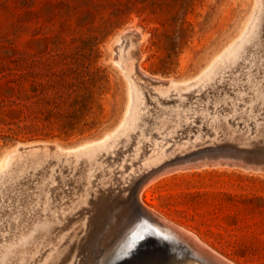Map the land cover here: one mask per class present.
<instances>
[{"label": "rangeland", "instance_id": "rangeland-1", "mask_svg": "<svg viewBox=\"0 0 264 264\" xmlns=\"http://www.w3.org/2000/svg\"><path fill=\"white\" fill-rule=\"evenodd\" d=\"M259 1L0 0V161L20 143H51L62 149L93 144L92 148L68 160L52 157L50 150L40 162H27L21 166L13 159L15 167L11 165L13 168L10 172L0 179V264H63L65 261L67 263L64 264H223L206 255L200 257L180 239L173 241L176 246L183 248L179 253L176 249L162 250L156 243L141 245L140 242L146 240L147 235L131 248V254L117 262H99L104 247L96 239L93 241V237L96 238L98 231L107 227L109 221L113 222V232L124 230L125 223H130L137 211L133 199H130L131 189L128 186H133L141 177L140 174L147 172L150 160L159 162L155 155L159 150L164 154V149L169 150L173 146L178 147L176 154H232L244 159L243 167L239 163L215 159L211 164H204L206 166L170 171L148 184L140 194L141 199L172 221L192 230L209 244L212 251L227 259L225 261L228 264H264V74L261 75L264 73V0L261 3ZM130 29L140 33L137 48L141 51L138 60L141 68L151 75L172 79L174 85L163 91L151 84L150 87L141 85L136 95L131 73L126 67ZM230 59L236 60L234 66H228L230 70L225 67L224 71L211 74L213 77L205 76L210 66L218 62L222 65ZM248 75L257 76L260 79L257 80L261 81L258 84L260 86L248 87L245 84ZM241 79L245 82H240ZM138 93L141 94L138 96ZM127 120L130 122L127 123ZM39 154L42 155L41 150ZM131 156H136L135 161ZM89 158L93 165L87 162ZM145 158H149L148 163ZM125 161L130 164L128 167ZM152 161L150 164L155 162ZM122 162L126 164L125 168ZM135 162H138V170L133 171ZM141 164H144L143 172L139 169ZM88 166L94 172H83ZM99 168H103L105 173ZM105 168L114 172L121 168L117 172H122L121 177L126 172L122 169H127L129 179L127 175L126 181L125 176V183H134L125 187L124 180L122 184L118 182L120 179L116 181L121 178L120 174H112L111 170L108 173ZM73 173L77 175L74 174L72 179ZM83 173L88 176L86 184L87 179L81 178ZM107 173L109 177H105L104 181L102 177ZM65 176L76 187L69 182L66 185ZM100 180L108 185L115 184V187L102 182L103 192L98 187ZM84 184H88L89 191L93 188L90 192L99 196V202L104 199L103 205L96 202L98 197L93 198L95 203L90 200L95 194H89ZM104 185L110 187L113 193L116 192L115 198ZM98 188L103 194L98 192L97 195ZM79 189L83 195L79 194ZM108 189L112 199L108 196V199L105 198ZM124 189L129 191V198L128 195L122 197L120 194L125 193ZM117 193L120 200L116 199ZM102 195L104 197L101 198ZM73 196H77V199H72ZM87 198L89 203H86ZM76 200L83 206L82 209H79ZM124 201L129 209L123 205ZM96 203L99 205L97 209ZM108 203L112 207L108 209L110 212L107 211L109 216H106L107 212L101 208H109ZM67 205L73 207L70 209L65 207ZM118 207L126 209L122 213L120 209L118 213L114 212ZM100 209L105 212H99ZM84 211L85 215L90 212L93 214L90 217L92 220L104 213L102 216H105L106 222L101 215L97 217L103 224L94 219L100 230L88 218L90 214L83 215ZM100 216L102 219H98ZM114 216L121 218H117L121 224H117L118 220ZM67 217L73 222L69 220L70 224L68 221L70 227L65 223L68 219L64 218ZM76 219L82 224L85 222L84 226L79 221L74 223ZM89 227L97 229L92 232ZM76 228L83 233L75 231L74 235L73 232L71 234ZM65 229L69 232L64 233ZM49 230L53 233H48ZM113 232L109 235H113ZM67 233L68 237L71 234L76 239L72 238L71 241L69 237L68 240L63 236H67ZM91 233L96 234L92 237ZM77 238L82 239L81 242L77 243ZM64 239L68 240L67 245ZM69 241L75 242L70 244ZM167 241L163 240L168 245L170 241Z\"/></svg>", "mask_w": 264, "mask_h": 264}, {"label": "bare ground", "instance_id": "bare-ground-1", "mask_svg": "<svg viewBox=\"0 0 264 264\" xmlns=\"http://www.w3.org/2000/svg\"><path fill=\"white\" fill-rule=\"evenodd\" d=\"M261 1V0H260ZM259 1V2H260ZM261 3V2H260ZM263 10V9H262ZM263 17V16H262ZM254 22V21H253ZM257 23V22H256ZM252 26V25H251ZM246 27V26H245ZM254 27V26H253ZM135 28V27H134ZM248 28H250V27H248ZM252 29V28H251ZM251 29H250V31H251ZM249 30V29H248ZM254 31V30H253ZM127 32V31H126ZM129 33H128V35H129V39H130V41L128 40V51H129V54H128V56H127V63H126V67H127V71L128 72H130L131 73V75H130V77L132 76V78H131V80L134 82V88H135V90H136V95H137V90H138V88L139 87H141V85H145L146 86V84H147V86H149V84H151V85H153V87H157V89L159 88L161 91H163V90H165L166 88H168L169 86H172V85H174L173 84V80L172 79H170V78H164V77H160V76H155V75H151V74H149L147 71H145L144 69H142L141 67L142 66H140V64L138 63V60L140 61V59H139V57H140V55H139V52H141V51H139L138 50V45H137V43H139L138 42V40L140 39L139 37H138V34H140V33H138L137 31H136V29H130L129 31H128ZM140 32V31H139ZM127 35V34H126ZM127 35V36H128ZM254 35V34H253ZM247 37V36H246ZM127 38V37H126ZM125 38V39H126ZM250 42V41H249ZM245 43V42H244ZM122 44V43H121ZM238 44H239V42H238ZM243 44V43H242ZM118 47V46H117ZM119 48V47H118ZM251 48V47H250ZM116 49V48H115ZM126 49V48H125ZM227 49V48H226ZM121 50V49H120ZM233 50V49H232ZM121 52V51H120ZM239 52V51H238ZM237 52V53H238ZM120 55V54H119ZM233 55H234V53H233ZM232 55V56H233ZM226 56V55H225ZM119 57V56H118ZM142 57V56H141ZM217 57V56H216ZM235 57V56H234ZM239 57V56H238ZM243 58V57H242ZM115 59V58H114ZM257 59V58H256ZM119 60V59H118ZM216 60V59H215ZM249 60V59H248ZM261 59H259V61H260ZM222 61V60H221ZM247 61V60H246ZM252 60L250 59V61L249 62H251ZM258 61V62H259ZM255 61H253L252 63H254ZM257 62V61H256ZM261 62V61H260ZM259 62V63H260ZM213 63V62H212ZM236 63V60L235 59H230L229 61H226L224 64H220V62H218V63H215V65H212V66H210L208 69H207V71L205 72V76H212L211 74H215V73H217V72H220L221 70H223L224 71V68L225 67H227V69H229L228 68V66H232L233 64H235ZM249 64V63H248ZM251 64V63H250ZM258 64V63H257ZM236 65H239V64H236ZM242 64H240V66H241ZM259 65H261V64H259ZM234 66V65H233ZM242 66H245V65H242ZM247 66V65H246ZM245 66V67H246ZM249 66V65H248ZM252 66H254V64L253 65H251V67ZM208 67V66H207ZM237 67V66H236ZM244 67V68H245ZM256 67V66H255ZM259 67V66H258ZM233 68V67H232ZM244 68H241V69H244ZM257 68V67H256ZM260 68V67H259ZM121 69V68H120ZM255 69V68H254ZM261 69V68H260ZM230 70V69H229ZM231 70H233V69H231ZM239 69H237L236 71H238ZM257 70V69H256ZM264 70V69H263ZM249 71V70H248ZM262 71V70H261ZM126 72V71H125ZM204 72V71H203ZM233 72H235V71H233ZM246 72H247V70L245 69V74H246ZM252 72V71H251ZM202 73V72H201ZM227 73H229V72H227ZM248 73V72H247ZM253 73V72H252ZM257 73H258V71H257ZM126 74H128L127 72H126ZM230 74H231V72H230ZM235 74H237V73H235ZM244 74V75H245ZM264 73L262 72V74L261 75H263ZM129 75V74H128ZM157 75V74H156ZM229 75V74H228ZM247 75V74H246ZM252 75V74H251ZM230 76V78H231V75H229ZM235 76H237V75H235ZM213 77V76H212ZM243 77V76H242ZM257 76H250V75H248L247 76V78H246V80L245 81H247V83H245L246 85H249L248 87H252V86H256V85H258V84H260V82L261 81H258V80H260V79H258V78H256ZM264 77V75L262 76V78ZM238 79H239V77H237ZM236 78V79H237ZM244 78V77H243ZM129 79V78H128ZM233 79V78H232ZM235 79V78H234ZM235 79V80H236ZM238 79L236 80L237 82H238ZM245 79V78H244ZM258 79V80H257ZM131 81V82H132ZM191 81V80H190ZM204 81V80H203ZM241 81H244V80H240V82ZM244 81V82H245ZM264 81V80H263ZM262 81V82H263ZM130 82V83H131ZM234 82V81H233ZM184 83H186V82H184ZM184 83H183V85H184ZM193 83V82H192ZM196 83V82H195ZM242 84V83H241ZM132 85V84H131ZM258 86H260V85H258ZM130 87V86H129ZM150 87V86H149ZM235 87V86H234ZM176 88H177V86H176ZM187 88V87H186ZM185 88V89H186ZM202 88V87H201ZM258 88V87H257ZM256 88V89H257ZM178 89V88H177ZM141 90V89H140ZM169 90V89H168ZM184 90V89H183ZM237 90V89H236ZM260 90H261V87H260ZM129 91V90H128ZM139 91V90H138ZM159 90H157V92H158ZM256 91V90H255ZM142 92V91H141ZM165 92V91H164ZM220 92V91H219ZM259 92V91H258ZM135 93V92H134ZM155 93H156V91H155ZM257 93V92H256ZM141 94V93H140ZM139 93H138V96L140 95ZM163 95V93H160V95ZM191 94V93H190ZM219 94V93H218ZM157 95V94H156ZM254 95V94H253ZM178 96V95H177ZM185 97V96H184ZM133 98H135V96H133ZM141 98V97H140ZM136 99V98H135ZM138 99V98H137ZM142 99V98H141ZM140 99V100H141ZM164 99V98H163ZM165 100V99H164ZM208 100V99H207ZM135 101V100H134ZM186 101V100H185ZM161 102H162V99H161ZM138 103H140L139 101H138ZM167 103V102H166ZM131 104V103H130ZM134 104V103H133ZM148 104V103H147ZM129 105V104H128ZM132 105V104H131ZM130 105V106H131ZM135 105V104H134ZM133 105V106H134ZM149 105V104H148ZM205 105V104H204ZM136 107V106H135ZM205 107V106H204ZM137 108V107H136ZM200 108V107H199ZM131 109V108H130ZM151 109V108H150ZM194 109V108H193ZM201 109V108H200ZM126 110H128V109H126ZM133 110H134V108H133ZM135 110H137V111H139V109H135ZM191 111V110H190ZM134 113V112H133ZM188 113V112H187ZM203 113V112H202ZM126 114V113H125ZM131 114V113H130ZM129 114V115H130ZM135 115H136V111H135V113H134ZM229 115V114H228ZM128 116V115H127ZM161 116V115H160ZM208 116V115H207ZM230 116V115H229ZM134 117V116H133ZM136 117V116H135ZM130 118V117H129ZM132 118V117H131ZM227 118V117H226ZM126 119H128V118H126ZM130 120H132V119H130ZM135 120H136V118H135ZM174 120V119H173ZM123 121V120H122ZM125 121V120H124ZM128 121L129 120H127L126 122L128 123ZM137 121V120H136ZM213 121V120H212ZM126 122H125V124H126ZM130 122V121H129ZM228 122V121H227ZM132 123V122H131ZM154 123V122H153ZM209 123V122H208ZM123 124V123H122ZM130 124V123H129ZM168 124V123H167ZM128 125V124H127ZM131 125V124H130ZM130 125H128V126H130ZM187 125H189V124H187ZM132 126V125H131ZM137 126V125H136ZM141 126V125H140ZM175 126V125H174ZM123 127V126H122ZM121 127V128H122ZM130 128V127H129ZM128 129V128H127ZM135 129V128H134ZM123 131V130H122ZM125 131V130H124ZM123 131V132H124ZM145 131V130H144ZM157 131V130H156ZM166 132V131H165ZM139 133V132H138ZM183 133V132H182ZM188 133V132H187ZM118 134V133H117ZM116 134V135H117ZM129 135V134H128ZM174 135V134H173ZM184 135V134H183ZM172 137V136H171ZM136 138V137H135ZM138 138V137H137ZM166 138V137H165ZM108 140V139H107ZM120 140V139H119ZM153 140V139H152ZM151 140V141H152ZM103 141H105V139L103 140ZM125 142V141H124ZM51 144V143H50ZM49 143H30V144H18L17 146H16V148H14V150L11 152V153H9V154H7L1 161H0V179L4 176L5 177V175L8 173V172H10L9 170L10 169H12L11 168V165L13 166L14 164H13V159L15 158L17 161H18V163L21 165V164H26L27 162H32V161H35V162H40L39 160H42V158H43V156L44 155H46L45 153H48V151L50 150V154H51V156L52 157H54V158H58V159H67L68 160V158H70V157H72V156H77V155H79L81 152H83V151H85L86 149H89V148H92L93 147V144H85V145H79V146H73V147H63L64 149H62V148H60V147H58L56 144H53V145H50ZM97 144V143H96ZM107 144V143H106ZM118 144V143H117ZM123 144V143H122ZM137 144V143H136ZM102 145H104V144H102ZM19 147H21L22 149L21 150H19ZM117 147V146H116ZM213 147V146H212ZM211 147V148H212ZM95 148V147H94ZM103 148V147H102ZM178 149V147H172L171 149H164V154L162 153V151H160L159 150V148H158V150H159V154L157 153V154H155L154 152H152L151 154H155L157 157H156V160H158L159 162H157V161H155V160H153V161H155V162H157L158 164H156V166H153V164L155 163H153V164H150L151 163V161L152 160H150V163L148 164V165H150V168H148L147 169V172L146 171H144V170H142V167H143V165L142 166H140L139 167V169H141L142 171L141 172H145V174H140L141 175V177H139V179L134 183L133 182V180L131 181V182H133V183H130V182H127V184L128 185H132L133 184V186H128V185H126V181L129 179V175H128V173H127V175H128V179H127V175H126V172H127V169H122L123 170V172L124 171H126V172H124V174L123 175H125L126 176V178H125V180H124V177L125 176H122L121 177V174H122V172H120L119 171V174H120V177L121 178H117V180L116 181H118L119 179L121 180V181H118V182H122L123 180H124V182L123 183H125L124 185H126L125 187H130L129 189H131V190H129L130 191V193H131V198L130 199H133L132 201L134 202V206H135V208H136V214L134 215V213H133V215H134V217L133 218H131L132 220H130L131 222L130 223H128V224H126L125 223V225H124V230L123 231H117L116 232V230L113 232V230H112V228L114 227V226H112L111 224H113V222L112 223H110L111 221H109V225H106L107 227H104L103 229H101L100 230V227H99V224H103V223H101L102 221H98L97 220V217L99 216V215H101V213L102 212H107L108 211V209H110V207H112V205L110 206L109 205V203H108V207L109 208H101V209H103V210H105V211H101V209H100V211L99 212H101L100 214H99V212H97L96 211V213L97 214H99L98 216H96V222L98 221V222H100L99 224H97V223H95V221H94V219L92 220L91 218H92V216H93V214H91V212L93 213V210L91 211L90 210V208L89 207H91L89 204V207H88V209H89V211H91L90 213H86L87 215H85V211H86V209H85V211H84V213H83V215L84 216H88V214H90L89 216H88V218H90L94 223H95V225L97 226V227H99V230L100 231H98V233H97V235H96V238L95 237H93L94 236V234H96V233H91V234H93L92 235V237L94 238L93 239V241L96 239L97 241H98V243L99 244H101L104 248V250H103V253H102V256H101V258L99 259V262H101V261H103V262H108V261H115V260H117V259H119V258H121V257H123V256H125V255H127V254H131L130 252H131V248L138 242V241H140L139 239H141L142 240V237L144 238V236H148L147 237V239L146 240H144V241H142V242H140V244L142 245V244H150V243H156L157 245V247L158 248H161L162 250H164V249H176V251L179 253V252H182L183 251V248L180 246H176L175 244H174V239H180L181 241H184L185 242V244L186 245H188V247L189 248H191L192 250H194V252H195V254H197V255H199L200 257H202V256H204L205 257V255L206 256H208L209 258H211V259H213V260H215V261H217V262H219V263H223V264H228L225 260H227V259H224L223 257L221 258V256H219L217 253H215L214 251H212V249H210V246H208L203 240H201L199 237H198V235H196L194 232H192V230H188V229H186L183 225L181 226V224L179 225V224H177L176 222H174V221H172L171 219H169L166 215H164L163 213H161L160 211H158L157 209H155V208H153V207H151V206H149L148 204H146L142 199H141V197H140V194H141V192L146 188V187H148L147 185L148 184H151L153 181H155V179H157V177L159 178L161 175H163V174H165V173H167V172H170V171H177V170H180V169H186V168H194V167H198V166H200V167H202L201 165H204V164H207V163H213V162H215L214 160L216 159H218V161H221V162H230V163H239V164H241V166H242V163L244 162V159L243 158H241V157H235V156H233L232 154H230V152H229V150H228V152H229V154L230 155H213V156H211V154L210 155H208V154H204L203 156H192V153H187V154H176V150ZM215 148H216V146H215ZM225 148V147H224ZM99 149V148H98ZM101 149V148H100ZM123 149V148H122ZM134 149V148H133ZM151 149V148H150ZM207 149V148H206ZM40 150L42 151V155H40L39 154V152H40ZM215 150V149H214ZM226 150H227V148H226ZM132 151V150H131ZM130 151V152H131ZM142 151V150H141ZM157 151V150H156ZM87 152V151H86ZM92 152V151H91ZM93 152H95V151H93ZM97 152V151H96ZM95 152V153H96ZM162 154H161V153ZM201 152H203V151H201ZM89 155H90V153L89 152H87ZM114 154V153H113ZM123 154V153H122ZM167 154V155H166ZM198 154V153H197ZM81 155V154H80ZM83 155V154H82ZM133 155V154H132ZM164 155H165V157L166 158H164ZM95 156H97V155H95ZM147 156V155H146ZM145 156V157H146ZM85 157V156H84ZM99 157V156H98ZM132 157V156H131ZM139 157H142V156H139ZM138 157V158H139ZM149 157V156H148ZM73 158H77V157H73ZM128 158H129V156H128ZM135 158H136V156L133 158H131L132 160H134L135 161ZM144 158V157H143ZM150 159L152 158V155H151V157H149ZM148 158V159H149ZM161 158H163V159H161ZM71 159V158H70ZM84 159V158H83ZM90 160H88L87 162H89L90 161V163H91V158H89ZM92 159H93V161H94V158L92 157ZM103 159V158H102ZM107 159V158H106ZM109 159V158H108ZM112 159V158H111ZM117 159V158H116ZM115 159V160H116ZM122 159V158H121ZM140 159V158H139ZM145 159H147V158H145ZM145 159H143V160H145ZM148 159H147V163L149 162L148 161ZM99 160V159H98ZM115 160H111V161H115ZM125 160V159H124ZM127 160V159H126ZM130 160V159H129ZM128 160V161H129ZM131 160V161H132ZM161 160V161H160ZM70 161H74V160H70ZM69 161V162H70ZM79 160H77V162H78ZM84 161V160H83ZM96 161H97V159H96ZM96 161L94 162L95 164H96ZM107 161V160H106ZM109 161H110V159H109ZM121 161V160H120ZM130 161V162H131ZM138 161V160H137ZM152 161V162H153ZM68 162V163H69ZM80 162H82V161H80ZM104 162H105V160H104ZM104 162H103V164H104ZM116 162V161H115ZM126 162V161H125ZM140 162H141V160H140ZM143 162V161H142ZM89 163V164H90ZM93 163V162H92ZM91 163V164H92ZM99 164H101L100 163V161L98 162ZM109 163V162H108ZM124 162H122V164H123ZM128 162H126V164H127ZM136 163V162H135ZM135 163H134V165H135ZM138 163V162H137ZM137 163H136V165H137ZM71 164V163H70ZM78 165H79V163H77ZM102 164V165H103ZM113 165H114V163H112ZM116 164V163H115ZM121 163H120V165H122ZM125 163H124V168L126 167L125 165H126ZM133 164V163H132ZM223 164V163H222ZM56 165V164H55ZM69 165V164H68ZM74 165V164H73ZM81 165H82V163H81ZM83 165H86V164H84L83 163ZM82 165V166H83ZM93 165V164H92ZM106 165H107V163H106ZM109 165H111V163H109ZM108 165V166H109ZM112 165V167H115V166H113ZM120 165H118L119 167H120ZM130 164L128 163V165H127V167L129 166ZM134 165H131L133 168H134ZM136 165H135V168H134V170L132 169V168H130L131 170H133V171H135V170H138V165H137V167H136ZM146 166H147V164H145ZM152 165V166H151ZM214 164H212V166H213ZM224 165V164H223ZM226 165V164H225ZM244 165L245 166H247V164L246 163H244ZM22 166V165H21ZM71 166V165H70ZM81 166V169L83 168ZM87 166V165H86ZM99 166V165H98ZM98 166H97V169H98ZM101 166V165H100ZM105 165H103V167H104ZM108 166H106L107 168H108ZM123 166H121V167H123ZM145 166V167H146ZM204 166H206V165H204ZM221 166V165H220ZM228 166V165H227ZM233 166V165H232ZM14 167H15V165H14ZM49 167V166H48ZM61 167V166H60ZM77 167V166H76ZM111 167V166H110ZM109 167V168H110ZM119 167H116V168H119ZM148 167V166H147ZM243 167V166H242ZM255 167H259V166H255ZM71 168V167H70ZM88 168H89V166H88ZM88 168L87 169H85V171H83V172H85L86 173V170L89 172V171H92V170H90L91 168H89V170H88ZM93 168H94V166H93ZM101 168V167H100ZM100 168H99V170H100ZM107 168H105L106 169V171H107ZM115 168V169H116ZM137 168V169H136ZM53 169V168H52ZM67 169H68V167H67ZM121 169V168H120ZM120 169H118V170H120ZM145 169V168H144ZM36 170V169H35ZM68 170H70V169H68ZM75 170L77 171L78 169H76L75 168ZM74 170V171H75ZM96 170V169H95ZM98 170V171H99ZM102 170H103V168H102ZM102 170H100V171H102ZM111 170V169H110ZM110 170H108L109 172H110ZM118 170H115V172H114V170H111L112 171V174H118L117 172H118ZM131 170H129V171H131ZM146 170V169H145ZM255 170V169H254ZM20 171V170H19ZM31 171V170H30ZM50 171V170H49ZM53 171V170H52ZM71 171V170H70ZM69 171V172H70ZM99 171V172H100ZM104 171V170H103ZM102 171V172H103ZM107 171V172H108ZM128 171V172H129ZM140 171V170H139ZM262 171V170H261ZM264 171V170H263ZM59 172V171H58ZM78 172H79V170H78ZM92 172H94V170L92 171ZM92 172H90V173H92ZM98 172V173H99ZM108 172V173H109ZM137 172L138 171H136V174L134 173V175L136 176L137 175ZM141 172H139V173H141ZM24 173V172H23ZM49 173V172H48ZM68 173V172H67ZM77 173V172H76ZM80 173V172H79ZM82 173V172H81ZM103 173H105V172H103ZM102 173V174H103ZM108 173H107V175L106 176H104L103 175V177L102 178H104V181H105V179L106 178H108L109 176H108ZM66 174V173H65ZM64 174V175H65ZM74 174L75 173H73V177H72V179L75 177L74 176ZM84 174V173H83ZM87 174V173H86ZM94 174H96V173H94ZM100 174V173H99ZM97 175V176H102V175ZM118 174V175H119ZM129 174H130V172H129ZM132 174V173H131ZM130 174V175H131ZM19 175V174H18ZM25 175V174H24ZM34 175V174H33ZM68 175V174H67ZM70 176H71V174H69ZM75 175H77V174H75ZM82 175V174H81ZM93 175V174H92ZM110 175V174H109ZM117 175V176H118ZM134 175L133 176H131V177H134ZM80 176V175H79ZM79 176H76V177H79ZM83 176V177H82ZM81 176V178H85V179H87L86 177H88L87 175H82ZM90 176V175H89ZM108 176V177H107ZM114 176V175H113ZM112 176V179H114V177ZM116 175H115V177H117ZM20 177V176H19ZM31 177V176H30ZM91 177V176H90ZM106 177V178H105ZM111 177V176H110ZM119 177V176H118ZM10 178V177H9ZM48 178V177H47ZM65 178H66V176H65ZM65 178H64V180H65ZM68 178V177H67ZM66 178V179H67ZM123 178V179H122ZM136 178V177H135ZM138 178V177H137ZM136 178V179H137ZM13 179V178H12ZM68 179H70V178H68ZM67 179V180H68ZM79 180H82V179H80V177L78 178ZM91 179V178H90ZM98 179V178H97ZM132 179V178H131ZM130 179V180H131ZM65 181L66 182V185H67V182H69V180L68 181ZM75 180V179H74ZM73 180V181H74ZM84 180V179H83ZM102 180V179H101ZM100 180V182H101V184L98 186L101 190L103 189L102 188V185H103V183H105V182H103V181H101ZM3 181V180H2ZM1 181V182H2ZM56 181V180H55ZM72 181V182H73ZM78 181V180H77ZM88 181V179L85 181V184L86 183H88L87 182ZM92 181V180H91ZM108 181H111L110 179H108ZM107 181V183H109ZM35 182V181H34ZM64 182V183H65ZM80 182V181H79ZM82 182V181H81ZM94 182V181H93ZM103 182V183H102ZM90 183V182H89ZM95 184H96V181L94 182ZM98 183H97V185H98ZM111 183H113V182H111ZM114 183H116L115 182V180H114ZM28 184V183H27ZM50 184V183H49ZM68 184H73L74 185V183H71V180H70V182L68 183ZM85 184H84V187H86L87 188V186H88V184L85 186ZM91 184V183H90ZM106 184V183H105ZM119 184V183H118ZM122 184V183H121ZM1 185V184H0ZM9 185V184H8ZM13 185V184H12ZM81 185V184H80ZM82 185H83V183H82ZM81 185V186H82ZM107 186H110V185H113V184H110V185H108V184H106ZM115 185V184H114ZM113 185V186H114ZM117 185V184H116ZM120 185V184H119ZM124 185H120L122 188L124 187ZM5 186V185H4ZM40 186V185H39ZM43 186V185H42ZM75 186V185H74ZM74 186H72V188H74ZM93 186H94V184H93ZM96 186V185H95ZM101 186V187H100ZM105 186V185H104ZM107 186H105L106 187V189L107 188H109L110 189V187H107ZM120 186H117V187H119L120 188ZM23 187H25V186H23ZM67 187V186H66ZM71 187V186H70ZM76 187V186H75ZM80 186H78L77 188H79ZM84 187H83V189H84ZM104 187V188H105ZM112 187V186H111ZM115 187V186H114ZM1 188V187H0ZM38 188V187H37ZM59 188V187H58ZM71 188V189H72ZM89 188V187H88ZM87 188V189H88ZM90 188H91V186H90ZM97 188V187H96ZM99 188H98V190L96 191V193H97V195H98V192H100V194L102 193L100 190H99ZM121 188V190H122V192H123V189ZM42 189V188H41ZM76 189V188H75ZM86 189V190H87ZM109 189H108V195H106V191H105V193H104V195H106L105 196V198H107L108 199V197H109V194H110V196H111V193H112V195L114 194V198L116 197L115 196V194H116V192L115 193H113V191H111V189H110V191H111V193H109L110 191H109ZM116 190V188H113V190ZM40 190V189H39ZM45 190V189H44ZM66 190V189H65ZM93 190V188L90 190V191H92ZM94 190H95V188H94ZM104 190V189H103ZM102 190V191H103ZM117 190H118V188H117ZM120 190V191H121ZM126 189H124V192L125 193H120L121 195H122V197L124 196L125 197V195L127 196L128 194V192L127 191H125ZM128 190V189H127ZM8 191V190H7ZM19 191V190H18ZM46 191V190H45ZM72 191V193H73V191H74V189L73 190H71ZM70 191V192H71ZM79 191L81 192H79V194H81V195H83L82 194V190H80L79 189ZM88 191H89V189H88ZM88 191H86V192H88ZM89 191V194L91 193V194H95V192L94 193H92V192H90ZM119 191V192H120ZM22 192V191H21ZM104 192V191H103ZM12 194V193H11ZM34 194H35V192H34ZM45 194H46V192H45ZM85 194H87V195H89L88 193H85ZM84 194V195H85ZM103 194V193H102ZM124 194V195H123ZM6 195V194H5ZM70 195V194H69ZM69 195H67V196H69ZM72 195V194H71ZM70 195V196H71ZM14 196V195H13ZM18 196V195H17ZM22 196V195H21ZM78 196V195H77ZM77 196H76V198L74 197V198H72V199H77ZM80 196V195H79ZM86 196V195H85ZM93 197H92V199L90 198V195H89V198H90V200H93L94 201V203H95V200L93 199V198H99V196H97L96 197V194L95 195H92ZM108 196V197H107ZM117 196H118V198H116V199H119V195H118V193H117ZM30 197H32V196H30ZM46 197V196H45ZM88 197V196H87ZM102 197H104L103 195L101 196V198ZM47 198V197H46ZM45 198V199H46ZM69 198H71V197H69ZM86 198V197H85ZM109 198H113V197H109ZM127 198H129V195H128V197ZM126 198V199H127ZM6 199H8L7 197H6ZM39 199V198H38ZM66 199V198H65ZM72 199H70V201L72 200ZM80 199H83L82 197H80ZM79 199V200H80ZM125 199V198H124ZM19 200V199H18ZM87 200H88V198H87ZM97 200V199H96ZM99 200H100V198L98 199V201H96V202H98V204L99 203H102V204H100V206L101 205H103L104 203V201H102V200H104L103 198H102V200H101V202H99ZM120 200V199H119ZM38 201V200H37ZM75 201V200H74ZM110 201H112V200H110ZM109 201V202H110ZM113 201H114V199H113ZM123 201V200H122ZM122 201H117L118 203L119 202H122ZM130 201V200H129ZM128 201V202H129ZM15 202V201H14ZM62 202V201H61ZM68 202H69V200H68ZM78 201L76 200V203H77ZM84 202H85V200H84ZM84 202H83V204H84ZM108 201H106V203H107ZM116 202V201H115ZM4 203V202H3ZM7 203V202H6ZM72 203V202H71ZM79 203V202H78ZM78 203H77V205H78ZM86 203H89V200L86 202ZM85 203V204H86ZM91 203H92V201H91ZM126 203H127V200H126ZM125 203V201H124V203H123V205L124 204H126ZM130 203V202H129ZM46 204V203H45ZM67 204V203H66ZM68 204H70V202L68 203ZM73 204H75V203H73ZM73 204H71V205H73ZM93 204V203H92ZM97 204V203H96ZM97 204V206L95 207L96 209H97V207L99 206ZM113 204V203H112ZM122 203H120V205H121ZM18 205H19V203H18ZM54 205V204H53ZM71 205H70V207L67 205V206H65V207H69L70 209L73 207H71ZM94 205V204H93ZM117 204H115V206H116ZM24 206V205H23ZM75 206V205H74ZM85 206H87V205H85ZM115 206H113V207H115ZM119 206V205H118ZM125 207H126V205H124ZM129 207L131 206V205H128ZM2 207V206H1ZM18 207V206H17ZM38 207V206H37ZM42 207V206H41ZM77 207V206H76ZM78 207H80L79 209H82L81 207H83V206H81L80 205V203H79V206ZM94 207H93V209H94ZM106 207H107V205H106ZM117 207V206H116ZM10 208V207H9ZM25 208V207H24ZM69 208H68V210H69ZM127 208V207H126ZM126 208H123V209H120V207H118V209H117V211H114V212H116V213H118V210L120 209L121 210V213L123 212L122 210H124V209H126ZM61 209V208H60ZM65 209V208H64ZM77 209V211H78V208H76ZM88 209H87V211H88ZM99 209V208H98ZM113 209V208H112ZM115 209V208H114ZM127 209H129V208H127ZM131 209V212H133L132 211V208H130ZM40 210V209H39ZM65 210H67V209H65ZM134 210V209H133ZM58 211V210H57ZM61 211V210H60ZM71 211V210H70ZM76 211V210H75ZM76 211V212H77ZM82 212H83V210H81ZM17 212V211H16ZM27 212H29L28 210H27ZM74 212V211H73ZM76 212H74V214L76 213ZM108 212H110V211H108ZM108 212H107V214H106V216L108 215L109 216V214H108ZM112 212V211H111ZM125 212V211H124ZM14 213V212H13ZM12 213V215H14ZM18 213V212H17ZM57 213V212H56ZM67 213H68V211H67ZM71 213V212H70ZM80 213V212H79ZM95 212H94V215H97ZM65 214V213H64ZM78 214V213H77ZM104 214V213H103ZM102 214V215H103ZM128 214V213H127ZM69 215V214H68ZM71 215H73V214H71ZM79 215V214H78ZM77 215V216H78ZM80 215H81V213H80ZM79 215V217H81ZM101 215V216H102ZM119 215V214H118ZM123 215V214H122ZM130 215H132L131 213H130ZM15 216V215H14ZM35 216V215H34ZM42 216V215H41ZM65 216V215H64ZM99 217L98 219H102V217H103V219L105 218V216H102V217ZM111 216V215H110ZM120 216V215H119ZM117 217V218H120V217ZM124 216V215H123ZM26 217V216H25ZM40 217V216H39ZM56 217V216H55ZM71 217V216H70ZM74 217V216H73ZM73 217L71 218L72 220H73ZM76 217V216H75ZM79 217L77 218V219H79ZM83 217V216H82ZM81 217V218H82ZM115 218H116V216H114ZM129 217V216H128ZM127 217V218H128ZM132 217V216H131ZM11 218V217H10ZM80 218V220H82ZM87 218V219H88ZM114 218V219H115ZM116 218V219H117ZM126 218V217H125ZM16 219V218H15ZM45 219V218H44ZM65 220L66 219H68L67 220V222H65V223H67L66 225H68L67 227H70L69 225L71 224V220H70V218H64ZM75 219V218H74ZM77 219L76 220H74L75 222L74 223H76V221H77ZM89 219V220H90ZM115 219V220H116ZM121 219V218H120ZM71 222H70V221ZM91 220H90V222H91ZM118 220V219H117ZM56 221V220H55ZM58 221V220H57ZM68 221L70 222V224H68ZM79 221V220H78ZM77 221V222H78ZM86 221V220H85ZM103 221H105V219L103 220ZM1 222V221H0ZM3 222V221H2ZM5 222H7L6 220H5ZM4 222V223H5ZM48 222H50V221H48ZM82 222V221H81ZM93 222H91V223H93ZM106 222V221H105ZM115 222V221H114ZM118 223L117 224H121V223H119L120 222V220H118L117 221ZM129 222V221H128ZM44 223V222H43ZM73 223V222H72ZM79 223H80V221H79ZM90 223V224H91ZM107 223H108V221H107ZM116 223V222H115ZM33 224V223H32ZM56 224V223H55ZM59 224V223H58ZM80 224H82V223H80ZM84 224H85V222H84ZM84 224H82L83 226H84ZM105 224V223H104ZM23 225V224H22ZM64 226H65V224H63ZM74 225V224H73ZM82 225H80V226H82ZM115 225V224H114ZM35 226V225H34ZM49 226V225H48ZM72 226V225H71ZM77 226V225H76ZM79 226V225H78ZM87 226V224L85 225V227ZM90 226H92V225H90ZM100 226H103V225H100ZM116 227H117V225H115ZM7 227V226H6ZM44 227H45V225H44ZM55 227V226H54ZM59 226H57V228H58ZM63 227V226H62ZM67 227H65V228H67ZM94 227V226H93ZM4 228V227H3ZM35 228V227H34ZM49 228V227H48ZM79 228V227H78ZM87 228V227H86ZM89 228H91V227H89ZM102 228V227H101ZM122 228V229H123ZM60 229H61V226H60ZM70 229V228H69ZM73 229H74V227H73ZM77 229V228H76ZM80 229L81 230H84V229H82L81 227H80ZM73 230V231H71L70 233L72 234V232H73V235H74V232L75 231H78V232H80V233H83L81 230ZM93 229H95V228H91V231L92 232H94V231H96V229L93 231ZM31 230V229H30ZM40 230H42V229H40ZM48 230V229H47ZM57 230V229H56ZM66 230V229H65ZM64 230V231H65ZM67 230H68V228H67ZM65 231L64 233H66V232H69V231ZM59 231V230H58ZM85 231H88V229L87 230H85ZM90 231V230H89ZM4 232V231H3ZM40 232H43V231H40ZM48 232V231H47ZM60 232H62V230L60 231ZM77 232V233H78ZM111 232H113L112 234L113 235H109ZM116 232V233H115ZM48 233H53V232H51L50 230H49V232ZM80 233L77 235V234H75V235H77V236H79L80 235ZM1 234V233H0ZM8 234V233H7ZM40 234V233H39ZM43 234V233H42ZM60 235L62 234V233H59ZM71 234H70V236L69 237H71ZM85 234V233H84ZM91 234H89V235H91ZM43 235H45V234H43ZM49 235H51V234H49ZM67 236H65L64 234H63V236L64 237H67V239L69 238L68 237V233L66 234ZM73 235H72V237H71V241H73V239L72 238H74L73 237ZM86 235H87V232H86ZM107 235H109L110 237L108 238V239H106V236ZM82 236V235H81ZM36 237V236H35ZM91 237V236H90ZM91 237V238H92ZM21 238H23V237H21ZM25 238H27V237H25ZM38 238V237H37ZM49 238V237H48ZM82 238V237H81ZM88 238H89V236H88ZM63 239V238H62ZM67 239H64L65 240V244L67 245V241L68 240H70V238L67 240ZM74 239H76V238H74ZM83 239H84V237H83ZM168 240V241H170V243L167 245V244H165L164 242H163V240ZM21 240V239H20ZM23 240H24V238H23ZM34 240V239H33ZM36 240V239H35ZM47 240V239H46ZM77 240H78V242L77 243H79V242H81V240L82 239H80L79 240V238H77ZM15 241V240H14ZM48 241V240H47ZM60 241V240H59ZM84 241H85V239H84ZM89 241H91V239H89ZM168 241L166 242V243H168ZM33 242V241H32ZM36 242V241H35ZM34 242V243H35ZM39 242V241H38ZM75 242V241H74ZM74 242H72V243H74ZM83 242V241H82ZM88 242V241H87ZM92 242V241H91ZM10 243V242H9ZM60 243H61V241H60ZM68 243H70V244H72L70 241L68 242ZM77 243H76V246H78L77 245ZM85 243V242H84ZM17 244V243H16ZM36 244V243H35ZM81 244V243H80ZM87 244H89V243H87ZM10 245V244H9ZM22 245V244H21ZM47 245V244H46ZM65 245V246H66ZM86 245V244H85ZM185 245V246H186ZM17 246V245H16ZM38 246V245H37ZM55 246V245H54ZM71 246H74V245H71ZM10 247H11V245H10ZM20 247V246H19ZM33 247V246H32ZM46 247V246H45ZM79 247V246H78ZM138 247H140V246H138ZM137 247V248H138ZM187 247V246H186ZM14 248V247H13ZM44 248V247H43ZM73 248V247H72ZM82 249H83V247H81ZM86 248H87V246H86ZM15 249V248H14ZM77 249V248H76ZM11 250H12V248H11ZM41 250V249H40ZM136 250V249H135ZM2 251V250H1ZM14 251V250H13ZM38 251V250H37ZM49 251V250H48ZM68 252V250H65V252ZM70 251H71V249H70ZM75 251V250H74ZM138 251V250H137ZM216 251V250H215ZM33 252V251H32ZM47 252V251H46ZM45 252V253H46ZM72 252V251H71ZM141 252V251H140ZM187 252V251H186ZM35 253V252H34ZM33 253V254H34ZM53 253V252H52ZM61 253V252H60ZM60 253H57V254H60ZM74 253V252H73ZM76 253H77V251H76ZM4 254L6 255V253L4 252ZM14 254V253H13ZM16 254V253H15ZM30 254H31V250H30ZM30 254H28V255H30ZM40 254V253H39ZM56 254V253H55ZM68 255V254H67ZM194 255V254H193ZM50 256V255H49ZM52 256V255H51ZM69 256H70V254H69ZM68 256V257H69ZM29 257V256H28ZM31 257V256H30ZM35 257V256H34ZM33 257V258H34ZM44 257V256H43ZM46 257V256H45ZM55 257V256H54ZM198 257V256H197ZM13 258V257H12ZM21 258V257H20ZM19 259V258H18ZM17 259V260H18ZM38 259V258H37ZM36 259V260H37ZM72 259V258H71ZM210 259V260H211ZM16 260V261H17ZM20 260V259H19ZM18 260V261H19ZM190 260V259H189ZM206 260V259H205ZM70 261V260H69ZM187 261V260H186ZM185 261V262H186ZM190 261H193V260H190ZM195 261V260H194ZM194 261H193V263H194ZM209 261V260H208ZM23 262V261H22ZM72 262V261H71ZM178 262V261H177ZM176 262V263H177ZM181 262V261H180ZM196 262V261H195ZM212 262V261H211ZM13 263H15V262H13ZM64 263H67L66 261L64 262ZM63 263V264H64ZM69 263V262H68ZM97 263V262H96ZM173 263H175V262H173ZM184 263V262H183ZM208 263H210V261L208 262ZM229 263H231V262H229ZM23 264H26V263H23ZM87 264V263H86ZM99 264V263H98ZM177 264H179V263H177ZM180 264H182V263H180ZM188 264V263H187ZM190 264V263H189ZM197 264V263H196ZM198 264H199V262H198Z\"/></svg>", "mask_w": 264, "mask_h": 264}, {"label": "water", "instance_id": "water-1", "mask_svg": "<svg viewBox=\"0 0 264 264\" xmlns=\"http://www.w3.org/2000/svg\"><path fill=\"white\" fill-rule=\"evenodd\" d=\"M123 257H125V256H123ZM121 258H122V257H121ZM121 258H119V259H121ZM119 259L115 260L113 263L117 262Z\"/></svg>", "mask_w": 264, "mask_h": 264}]
</instances>
